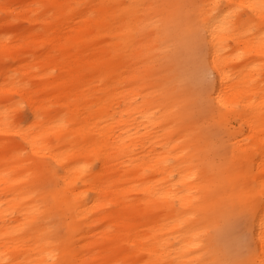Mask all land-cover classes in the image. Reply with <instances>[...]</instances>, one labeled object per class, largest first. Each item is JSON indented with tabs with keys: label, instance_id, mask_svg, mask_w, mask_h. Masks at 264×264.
Instances as JSON below:
<instances>
[{
	"label": "bare ground",
	"instance_id": "bare-ground-1",
	"mask_svg": "<svg viewBox=\"0 0 264 264\" xmlns=\"http://www.w3.org/2000/svg\"><path fill=\"white\" fill-rule=\"evenodd\" d=\"M0 264H264V0H0Z\"/></svg>",
	"mask_w": 264,
	"mask_h": 264
},
{
	"label": "rangeland",
	"instance_id": "rangeland-1",
	"mask_svg": "<svg viewBox=\"0 0 264 264\" xmlns=\"http://www.w3.org/2000/svg\"><path fill=\"white\" fill-rule=\"evenodd\" d=\"M199 77L200 76H196L194 79L196 86H201L200 84L203 83L200 80L201 77ZM206 77L207 75L204 76L203 81L206 80ZM24 110L27 115V108ZM205 122L206 130L214 132L218 135V138H216V142L218 143L215 142L216 144L214 145V161L215 163L221 162L223 160L224 153L228 149V145L225 141L230 139V137H228V133L222 127L220 128L218 126V122L212 116L210 118H206ZM236 209L238 210V208ZM58 212L61 213V211ZM237 212L238 213L232 218L228 236H226L225 240H222L226 243L228 249H230L234 255L246 256L249 254L253 244L249 228L248 213L241 210ZM55 218H58V215H56ZM56 227L60 234H62L66 230L67 225L60 222L56 225Z\"/></svg>",
	"mask_w": 264,
	"mask_h": 264
}]
</instances>
